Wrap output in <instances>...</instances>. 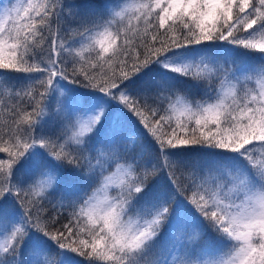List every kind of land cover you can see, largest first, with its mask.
<instances>
[{
	"label": "snow or ice",
	"instance_id": "snow-or-ice-1",
	"mask_svg": "<svg viewBox=\"0 0 264 264\" xmlns=\"http://www.w3.org/2000/svg\"><path fill=\"white\" fill-rule=\"evenodd\" d=\"M85 6L0 0V264H264V0Z\"/></svg>",
	"mask_w": 264,
	"mask_h": 264
},
{
	"label": "trees",
	"instance_id": "trees-1",
	"mask_svg": "<svg viewBox=\"0 0 264 264\" xmlns=\"http://www.w3.org/2000/svg\"><path fill=\"white\" fill-rule=\"evenodd\" d=\"M72 2L74 4L77 5V8L74 9L73 11L79 13V16H84L86 14H88L90 12V9L88 7H86L85 5L89 4L90 2H92V0H72ZM79 16H77L76 18L79 19ZM66 26L65 27H72L74 28L76 25L74 22L71 21H66ZM177 30H179V24L177 23L176 25ZM164 30H161V32H163ZM65 38H68L71 33L69 32H65ZM77 87H79V85H77ZM179 92L181 95H185L187 96L188 99L192 100V99H200L201 97V93L199 90L197 89H190V88H186L183 85H178L177 86ZM0 94H2V90H0ZM173 100H175V97H173ZM5 102H7V100L5 99ZM163 107H167L168 106V102L165 101L162 105ZM3 119H4V113L0 112V123H3ZM55 125H51L49 130H51L52 127H54ZM0 158L6 159L7 158V154L6 153H0ZM115 166L113 165L110 168V171L114 170ZM51 191V190H50ZM112 194H115V191L113 190ZM49 201L50 202H46L45 203V210H46V217L48 216H54L56 218V224L55 227L59 228L61 224H67L69 222V213L71 212V209L68 208L67 206L61 208L60 207V198L58 195H51L49 197ZM65 205L67 204V202H64ZM84 239H87V237H83ZM82 260H84V264H88L87 260H85L84 258H81Z\"/></svg>",
	"mask_w": 264,
	"mask_h": 264
},
{
	"label": "rangeland",
	"instance_id": "rangeland-1",
	"mask_svg": "<svg viewBox=\"0 0 264 264\" xmlns=\"http://www.w3.org/2000/svg\"><path fill=\"white\" fill-rule=\"evenodd\" d=\"M66 23H67L66 21L63 22L64 26H66ZM54 27H55V26H54Z\"/></svg>",
	"mask_w": 264,
	"mask_h": 264
}]
</instances>
